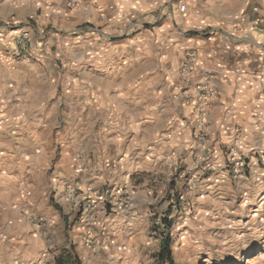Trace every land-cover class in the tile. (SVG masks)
<instances>
[{
	"label": "clouds",
	"instance_id": "1",
	"mask_svg": "<svg viewBox=\"0 0 264 264\" xmlns=\"http://www.w3.org/2000/svg\"><path fill=\"white\" fill-rule=\"evenodd\" d=\"M96 4L97 0H72L71 12L64 11L66 5L62 0H43L39 4L37 0H25L15 5L5 0L0 5V13L6 16L26 8L28 11L20 19L24 15L34 16L35 8L41 7L40 25L50 22L68 32L63 37L49 32L46 48L53 44L58 47L56 52H46L35 44L44 28L30 31L28 39L39 61L36 68L26 59L14 62L0 55L4 65L0 69V199L4 201V211L0 213V264H44L47 249H71L77 245L84 264H160L159 259H153L160 237L149 233V223L154 214L167 208V185L180 165L186 164L187 171L205 162L202 167L219 171L221 184L233 186V197L243 194L245 203L250 202L253 192L257 198L264 196V170L257 169L251 178L243 174L230 177L222 171L226 160L246 156L253 148L264 151V100L252 99V93L264 88V65L252 92L246 94L247 100L236 107H231L233 101L229 99L235 85L219 81L225 76H239L241 70L247 69L243 63L230 65L234 68L232 73L216 67L225 54H230V48L232 54L238 55L234 51L237 41L245 50L243 38L248 30L264 24V0H125L121 5L123 19L114 15L116 5L112 0H99ZM133 7L134 13L129 11ZM56 11L65 18L82 12V18L98 23L103 33L97 27L85 36L72 25L46 19ZM257 12L259 18L252 19ZM108 15L114 17L111 22L106 18L97 21L98 16ZM185 19L191 21L187 26ZM158 20H164L162 28L151 33L141 30L136 39L115 48L108 44L111 35L141 29L142 22ZM206 25L213 26L212 43L185 36L188 27L203 31ZM73 32L77 33L75 37ZM94 35L102 36L100 44ZM0 44L9 46L6 37H0ZM11 47L15 49L14 44ZM116 50L127 51L129 59L124 67L118 61L103 63L105 54ZM90 72L110 79H98ZM212 72L222 75H209ZM121 73L124 79L117 85ZM149 73L150 82H143L147 83L144 99L156 97L161 101L156 108L163 110L153 112L150 123L154 126L145 130L136 124L144 113L132 106L127 93L109 96V89L124 87L129 79L135 86ZM73 77L85 83L91 80L99 91L97 99L104 97L103 107L108 111L101 113L95 107L87 114L81 111V96L88 94L83 85L71 89L70 96L58 94L56 89L60 86L68 91ZM248 79L253 78L249 75ZM157 86L159 92L155 91ZM185 87L189 91L181 92ZM214 87L219 91L214 92ZM200 88L209 95L199 96ZM210 99H228V104L209 109ZM182 100L188 102L186 107H181ZM192 100L200 102L196 112L202 111V116L192 112ZM240 100H245V96ZM185 115L188 121H181ZM173 122L176 131L165 136L163 130ZM237 124L247 131H240ZM193 127L197 128L195 133L190 131ZM133 132L135 136L131 135ZM254 133L259 136L258 143L253 140ZM224 146L231 150L229 154L221 151ZM134 173L150 174V179L137 187L131 179ZM179 183L182 182L178 186ZM76 189H80L79 195ZM21 192L25 194L24 200L20 199ZM106 201L113 203L108 216L104 214ZM81 206V223L92 226L87 233L85 227H73ZM203 216L201 213L197 218L203 220ZM187 223L191 235L186 236L184 247H177L176 252L195 251L206 238L200 231L203 225L197 226L196 220ZM109 234L115 237L114 241ZM131 234L133 238L127 239Z\"/></svg>",
	"mask_w": 264,
	"mask_h": 264
},
{
	"label": "rangeland",
	"instance_id": "2",
	"mask_svg": "<svg viewBox=\"0 0 264 264\" xmlns=\"http://www.w3.org/2000/svg\"><path fill=\"white\" fill-rule=\"evenodd\" d=\"M258 18L259 13H254L252 19ZM162 21L158 20L154 23L144 21L141 27H153L160 25L159 23ZM212 28V25H206L202 31L198 28L189 27L185 32V36L189 39L193 37L210 38L213 37ZM49 30V27H47L43 33H47ZM53 33L61 34V32L54 29ZM72 35L76 36L77 33L73 32ZM114 36L111 35L110 37ZM126 60L122 59L119 62L124 65ZM209 75L218 76L217 72H212ZM148 76L150 74L142 76L139 93L136 89H129L127 92L130 95L131 93H134L135 96L138 95L142 109L148 107L147 102H150V114H153L154 110L159 109L161 111L163 108H156V105L161 103L156 97L144 99V90L147 88V83L143 82H149ZM155 91H160L159 86L156 87ZM188 91L187 87L181 89L183 93ZM213 91L215 92L214 89ZM180 103L181 107H185L188 104L186 100H182ZM211 103L212 100H208V108ZM199 106V101H191L192 112L197 116H202V111L196 112ZM180 119L182 121L185 117L182 116ZM151 127L152 125L150 124L145 130ZM167 130H163L164 135ZM196 130V127L190 129L193 133ZM221 151L229 154L231 150L224 146ZM253 161H255V165ZM204 164L205 162L202 161L201 165H197L196 168L187 171L186 164L176 168L167 185V208L162 213L154 214L150 219L149 233L156 234L157 237H160V240L164 236H169L170 238L172 263H169L168 260L162 261L159 259L160 264H264V196L257 198L253 192L249 203H245L243 194L233 197L230 192V188L233 186L222 185L220 172L215 168L202 167ZM257 169L264 170V153L250 151L246 156L238 155L236 160H226L222 171H227L230 177L243 174L251 178L255 175ZM131 179L139 187L145 180L150 179V174L134 173ZM178 182L182 183H179L178 186ZM189 191L191 192L190 196L186 195ZM76 194H80V189H76ZM22 196L25 199V195L22 194ZM81 203L83 205V202ZM112 209L113 203L106 201L104 203V214L106 216L111 215ZM23 211L27 215L28 209L25 208ZM173 213L176 215L173 216ZM201 213L204 214L203 220L197 218L198 214ZM83 216L84 208L81 206L73 227H85V233H87L88 227L92 226L86 227L84 223H81ZM188 220H196L197 226L203 225L200 231L205 234L206 238L202 246L195 251L187 253L176 252L177 247H184L186 236L191 235L192 229L188 226ZM133 235H129L127 239L131 240ZM109 237L111 240H115V237L111 236V234H109ZM88 238L92 239V236L88 235ZM77 247L78 245L73 246L71 249L68 247L47 249L44 264H56L58 259L62 264H84L80 253L76 251ZM117 250H119V245ZM41 251L43 252V250ZM158 252L153 253L154 260L158 259Z\"/></svg>",
	"mask_w": 264,
	"mask_h": 264
},
{
	"label": "crops",
	"instance_id": "3",
	"mask_svg": "<svg viewBox=\"0 0 264 264\" xmlns=\"http://www.w3.org/2000/svg\"><path fill=\"white\" fill-rule=\"evenodd\" d=\"M71 0H62V3H64L66 6L64 7V11L71 12L72 7L70 5ZM8 3L15 5L17 3L23 4L25 0L22 1H12V0H7ZM43 0H37V3H41ZM79 2V0H78ZM112 2L116 5V10L114 15L119 17L120 19L124 18V10L121 7L123 3H125V0H112ZM128 2L135 3L136 0H128ZM5 3V0H0V5H3ZM99 0H97L96 6H98ZM53 7H55V4L53 3ZM28 10L26 8H20L16 9V11H13L10 15H4L3 13H0V37H6L7 38V43L9 44L8 47H5L3 44H0V55H2L4 58H11L13 48L11 45L15 43V39L17 36L23 32L26 31L30 33V31H37L39 32V29L43 27L44 29L49 27V32L53 33V29L61 32V34H56L59 37L67 36L68 32L65 31L63 27H53L52 23H47L44 25H40L38 22V18L42 16L43 9L41 7H36L35 8V15H24L23 19H20L19 16L27 12ZM104 12H107V9L103 10ZM130 12H136V9L133 7L129 9ZM144 14H147L145 12ZM83 13H78L73 16L69 17H63L60 15L59 11L52 12L49 14V16L46 18L47 20L51 21L52 19H56V23L60 25H72L76 29L82 30L83 35L87 36L90 31L94 32V30L97 27H100L98 23H93L90 18L84 19ZM107 19L109 22L112 21L114 18L113 15H108L106 17H97V21H100L102 19ZM167 18L165 17L164 20ZM164 20L159 23L160 25H156L153 27H141V29H136L132 31H126L122 34L115 35L114 37H109L108 39V44L111 45L113 48L116 47V45H125L128 42L136 39L139 36V33L141 30L147 33H151L155 28H162L164 26ZM133 23H135V18L132 20ZM191 23L188 19L184 20V24L187 26ZM189 28V27H188ZM221 31H223L221 29ZM49 32L43 33L38 39H36L35 44L38 49H43L46 52H56L58 45L53 44L51 48H46L48 39H49ZM100 32L103 33V27H100ZM75 37V35L73 36ZM94 39H96V43L100 44L102 36L100 38H97L95 35L93 36ZM209 43L213 42V37L210 38H203ZM246 47L245 50H241V41H237L235 45V53L232 54L233 50L230 48L229 53L230 54H225V59L216 65L217 68H223L229 73H232L234 71V68L231 67L230 65H236L239 66L240 64L243 63L244 68L247 69V71L241 70V73L239 76H233L231 78L225 76L223 80H220L219 83L223 84L224 80H227L229 85H235L232 96L229 97L233 101V104L231 107H236L237 104H244L245 101L247 100V93L252 92V89L255 87L257 79L260 78V72H261V66L264 65V24H257L253 28L248 30L247 36L243 38ZM197 44H199V40H197ZM93 47L91 41H89V48L91 49ZM250 49V50H249ZM30 58L27 60L28 64L31 65L32 68H36L38 66L39 61L36 58V54L32 51V42L30 40ZM99 50V49H98ZM134 51L136 49H133ZM93 59H96L95 57ZM103 63L107 65L110 62H117L119 63L120 67H124L125 65L121 64L119 61L122 59H129L127 55V51L125 52H120L118 50L112 51L109 53L105 54V57L102 58ZM209 59H211V56L209 55ZM14 62H20V61H15ZM57 64L62 68L63 63L57 60ZM91 67V63L89 65ZM3 60L0 59V69H3ZM151 76V73H149ZM218 75H222L221 73H217ZM90 76H95L98 79H110V77L104 75L101 76L98 72H90ZM249 75L252 76V80H249L248 77ZM148 76V77H150ZM243 77V79H241ZM124 79V73H121L119 79L116 81L117 85L120 84V82ZM142 77L140 78V80ZM145 79V78H144ZM149 79V78H148ZM150 82V80H149ZM134 82L132 79H129L127 83L124 85V87H118V88H110L109 89V96L112 95H119L120 92H126L128 95V98L131 100L132 106L136 108L137 111L144 113L143 116L145 117H139L136 120V124L138 127L141 129H145L148 127V125L154 126L150 121L153 119V114H150L151 109L150 108V102H147L148 107H144L143 109L141 108V103L137 104L136 101H141L138 97V95L135 96L134 93H131V95L127 92L129 89L137 90L139 93L140 91V85L141 83H135V86H133ZM83 85V88L85 90H88V94L86 97L81 96V99L84 100V107L81 109V111L85 114H87L93 107L96 108L98 112L105 113L108 111L107 108L103 107V102H104V97H100V99H97V96L99 95V91L94 85L91 80L87 81L86 83L82 80H79L77 77H73L72 84L68 86V91L64 89L63 86H60L56 89L57 93L64 92L65 95L70 96L71 95V89H79ZM216 91H219L217 88H213ZM243 89V91H241ZM241 96H245V100H240ZM252 99L253 100H264V88H261L260 90L252 93ZM227 105L228 104V99H217V100H212L211 105L209 106V109L216 107L217 105ZM146 105V104H145ZM186 107V106H185ZM155 112H159L160 110H154ZM153 111V112H154ZM162 111V110H161ZM241 115H243V112H241ZM149 116V117H146ZM185 119L182 121H188V116H184ZM3 118V111H0V119ZM253 120H255V117H252ZM141 120L144 121V123H141ZM189 123H191L189 121ZM240 131L246 132L247 129L241 127L239 124L236 125ZM93 130H95V126H93ZM176 131V125L175 122L169 127V129L166 131L165 136H171L172 133ZM55 132V129H53V133ZM132 136H135L136 133H131ZM54 138V137H53ZM253 140L256 141L257 143L259 142V136L257 134H253ZM129 143H131V139L129 140ZM252 151L255 152H260L264 153L259 148H253ZM31 183V182H30ZM24 194L21 192L20 194V199L24 200V197L22 196ZM25 195V194H24ZM3 204L4 201L0 199V213H3ZM3 221V215H0V222Z\"/></svg>",
	"mask_w": 264,
	"mask_h": 264
},
{
	"label": "built area",
	"instance_id": "4",
	"mask_svg": "<svg viewBox=\"0 0 264 264\" xmlns=\"http://www.w3.org/2000/svg\"><path fill=\"white\" fill-rule=\"evenodd\" d=\"M12 1H22V0H12ZM72 4V0L70 1V5ZM29 33L26 31L21 32L17 38L15 39V49L12 51L11 58L15 61L28 60L30 58V40L28 39ZM189 58L191 57V51L188 52ZM198 95L201 97L208 96L209 93L205 91L204 88H200L198 91Z\"/></svg>",
	"mask_w": 264,
	"mask_h": 264
},
{
	"label": "trees",
	"instance_id": "5",
	"mask_svg": "<svg viewBox=\"0 0 264 264\" xmlns=\"http://www.w3.org/2000/svg\"><path fill=\"white\" fill-rule=\"evenodd\" d=\"M170 222V221H169ZM168 222V225H169ZM158 259L160 260H168L169 263H172V258L170 254V238L169 236H164L160 240V251L158 252L157 255ZM56 264H62L60 260L56 261Z\"/></svg>",
	"mask_w": 264,
	"mask_h": 264
}]
</instances>
